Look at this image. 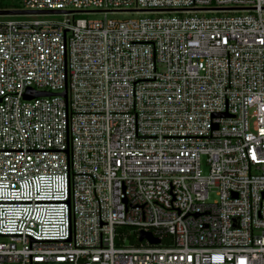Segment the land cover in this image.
Returning a JSON list of instances; mask_svg holds the SVG:
<instances>
[{"label":"built area","instance_id":"obj_1","mask_svg":"<svg viewBox=\"0 0 264 264\" xmlns=\"http://www.w3.org/2000/svg\"><path fill=\"white\" fill-rule=\"evenodd\" d=\"M19 1L65 18L0 20V264H264V0Z\"/></svg>","mask_w":264,"mask_h":264},{"label":"rangeland","instance_id":"obj_2","mask_svg":"<svg viewBox=\"0 0 264 264\" xmlns=\"http://www.w3.org/2000/svg\"><path fill=\"white\" fill-rule=\"evenodd\" d=\"M5 4H9V8L11 10H23L22 4L19 0H0V7L4 6ZM17 6V7H16ZM14 7V8H13ZM0 9H8V8H0ZM162 15H176L174 13H165ZM200 16L204 15L206 17H210L213 14L206 13V14H199ZM105 17L111 18V19H117V20H124V19H130V18H138L143 16H159L157 13H141V12H135V11H107V12H88V13H80L76 14V17L78 18H97V19H103ZM50 19L52 21L54 20H62L65 17L59 14H48V15H0V20H31V19ZM204 158H202V173L206 174L208 171L207 166L204 163ZM215 199V195H210V200ZM126 244H128V241H125Z\"/></svg>","mask_w":264,"mask_h":264},{"label":"water","instance_id":"obj_3","mask_svg":"<svg viewBox=\"0 0 264 264\" xmlns=\"http://www.w3.org/2000/svg\"><path fill=\"white\" fill-rule=\"evenodd\" d=\"M62 11L52 10V11H34V10H11V9H0V15H36V14H43V13H59ZM46 95H52L51 93L47 92H36L32 90H28L24 97L26 99H30L33 97L38 96H46ZM61 95L64 97L66 96V91L62 92ZM143 239L148 240L150 243H158L159 239L152 237L150 233L141 231L139 234V241H142Z\"/></svg>","mask_w":264,"mask_h":264},{"label":"trees","instance_id":"obj_4","mask_svg":"<svg viewBox=\"0 0 264 264\" xmlns=\"http://www.w3.org/2000/svg\"><path fill=\"white\" fill-rule=\"evenodd\" d=\"M17 7V6H16ZM0 8H8V9H10L9 8V4H5L4 6H1ZM14 8V7H13Z\"/></svg>","mask_w":264,"mask_h":264}]
</instances>
